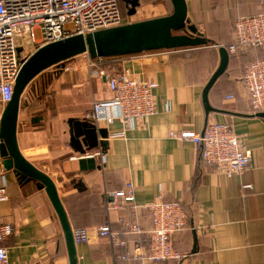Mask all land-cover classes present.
<instances>
[{
    "label": "crops",
    "instance_id": "crops-1",
    "mask_svg": "<svg viewBox=\"0 0 264 264\" xmlns=\"http://www.w3.org/2000/svg\"><path fill=\"white\" fill-rule=\"evenodd\" d=\"M138 2L133 15L127 14L126 4L123 12L120 3L128 22L169 15L173 8L170 0ZM184 2L186 18L207 44L122 55L112 62L118 71L158 84L153 91L157 111L140 127L87 118L92 100L112 93L97 69L88 67L86 54L57 65L48 90L37 92L18 111L19 152L55 183L71 230L92 231L107 223L125 241L113 246L93 235L89 242L75 244L76 264H264V117L251 112L241 80L246 63L264 61V46L228 52L227 67L207 94L213 110L206 112L202 99L218 67L219 45L226 49L233 42L234 21L264 15V0ZM71 119L93 122L96 131L106 129L107 139L96 134L98 143L107 144L88 149L93 140L82 135L87 144L79 146ZM210 122L227 123L246 146L251 164L238 175L226 176L203 163L190 141L169 136L172 130L202 132ZM127 181L134 186V200L112 205L109 193ZM0 186L7 195L0 201V219L13 229L4 243L8 264H68L64 235L46 191L32 180H18L12 169L3 168L1 157ZM159 197L179 200L186 212L185 228L172 237L181 260L145 258L152 225L147 206ZM119 218L139 225L141 233H127Z\"/></svg>",
    "mask_w": 264,
    "mask_h": 264
},
{
    "label": "built area",
    "instance_id": "built-area-1",
    "mask_svg": "<svg viewBox=\"0 0 264 264\" xmlns=\"http://www.w3.org/2000/svg\"><path fill=\"white\" fill-rule=\"evenodd\" d=\"M120 0H0V122L12 97L14 82L25 60L36 49L73 34L118 27L131 23L125 19ZM73 23L72 29L66 24ZM39 31V38L35 31ZM233 42L226 46L235 54L251 47L264 46V15L240 17L233 23ZM151 53V52H150ZM156 51L152 52L154 55ZM88 58V67L96 68L111 96L93 99L87 118L95 123L118 119L124 128L140 127L157 111L153 91L157 83L136 79L126 69L112 66L114 57ZM243 81L251 112H264V61L253 59L245 64ZM115 109L116 114L111 113ZM171 138L190 141L199 149V159L214 165L226 176L238 175L251 162L240 136L225 122H210L202 132L191 129L170 131ZM134 186L127 181L121 189L109 193L112 205L119 200L132 202ZM6 188L0 186V201L6 200ZM151 215L149 251L145 258L151 262L181 260L183 255L174 248L172 237L186 226V212L179 200L164 201L161 197L148 204ZM118 222L127 233L139 234V225L128 219ZM12 226L0 219V264H8L5 241L13 234ZM75 244L87 243L93 235L106 239L113 246L125 241L107 223L90 231L85 227L72 229ZM139 256L138 253L134 254ZM124 257L122 256V259Z\"/></svg>",
    "mask_w": 264,
    "mask_h": 264
},
{
    "label": "water",
    "instance_id": "water-1",
    "mask_svg": "<svg viewBox=\"0 0 264 264\" xmlns=\"http://www.w3.org/2000/svg\"><path fill=\"white\" fill-rule=\"evenodd\" d=\"M173 8L169 15L153 17L151 19L138 20L122 24L118 27L105 28L85 35L73 34L62 40L48 43L36 49L21 66L14 82V90L11 99L5 107L0 122V157L2 166L7 170H13L18 180L34 181L39 189H44L51 201L56 216L64 235L65 248H67L68 264H76V247L73 240L71 226L66 215L63 203L58 197L55 183L44 172L33 166L26 160L17 146L16 125L18 111L21 107L22 95L26 86L42 71L52 66L63 64L74 56L88 54L91 58L120 57L122 55L138 54L139 52L154 51V49L186 48L207 44L209 41L201 34L194 24L186 18V2L184 0H170ZM126 4L127 14L133 15L139 6L138 0H123ZM219 63L217 69L211 74L203 88L202 99L205 110L213 108L209 105L207 94L214 81L226 69L228 51L219 45ZM25 105H28L27 101ZM264 117V112H257ZM86 120V119H85ZM71 119L75 130L72 131L73 141L79 146L86 145L85 135L92 138L87 147L92 149L98 144L106 145V141L98 143L97 135L107 139L106 129L96 131L93 122L91 124ZM72 125V124H71ZM98 132V134H96ZM74 137L76 139L74 140Z\"/></svg>",
    "mask_w": 264,
    "mask_h": 264
},
{
    "label": "rangeland",
    "instance_id": "rangeland-1",
    "mask_svg": "<svg viewBox=\"0 0 264 264\" xmlns=\"http://www.w3.org/2000/svg\"><path fill=\"white\" fill-rule=\"evenodd\" d=\"M121 6H122V10H123V12H125V10H124V5H125V3L123 2V0H121ZM74 26V24L72 23H68V24H66V28H69V29H72V27ZM35 37L36 38H39V31L37 30V31H35ZM59 66V65H58ZM59 71V67H56V66H52V67H50V68H47V69H45V72H43L41 75L39 74L38 76H36L26 87L28 88H26L25 89V92H24V94L22 95V104H24L23 102H26V100H28V96L31 94V90L33 89V87L34 88H40V86L38 85L39 84V82H40V80H41V77L44 75V74H53V73H57ZM38 85V86H37ZM48 85H47V88H46V90H45V92L48 90ZM26 91H27V94H25L26 93ZM39 92V91H38ZM39 94V93H38ZM36 95L37 94H35V92H34V98H36ZM34 98H33V100H34Z\"/></svg>",
    "mask_w": 264,
    "mask_h": 264
},
{
    "label": "trees",
    "instance_id": "trees-1",
    "mask_svg": "<svg viewBox=\"0 0 264 264\" xmlns=\"http://www.w3.org/2000/svg\"><path fill=\"white\" fill-rule=\"evenodd\" d=\"M256 48H260V47H256ZM249 49H251V48H249ZM156 50H158V49H154V51H156ZM159 50H162V49H159ZM154 51H152V52H154ZM114 58H117V57H114ZM65 62V61H64ZM43 72H45V70L44 71H42L41 72V74L43 73ZM58 73V72H57ZM57 73H53V74H44L42 77H41V80H40V82H39V86H40V88H34L33 87V89L31 90V94L28 96L29 98H28V100H32L33 98H34V92H35V94L39 91V92H45V90H46V88H47V85H48V83L53 79V78H55L56 77V75H57ZM40 74V75H41ZM37 85V86H38ZM28 89V88H27ZM25 94H27V91H26V93ZM177 262V261H176ZM180 262V261H179Z\"/></svg>",
    "mask_w": 264,
    "mask_h": 264
}]
</instances>
